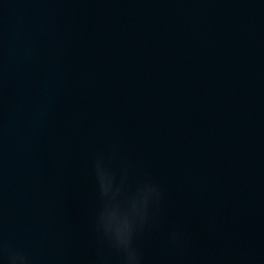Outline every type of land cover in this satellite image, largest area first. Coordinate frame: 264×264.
<instances>
[{
    "label": "water",
    "instance_id": "95a60500",
    "mask_svg": "<svg viewBox=\"0 0 264 264\" xmlns=\"http://www.w3.org/2000/svg\"><path fill=\"white\" fill-rule=\"evenodd\" d=\"M0 264H264V0H0Z\"/></svg>",
    "mask_w": 264,
    "mask_h": 264
}]
</instances>
